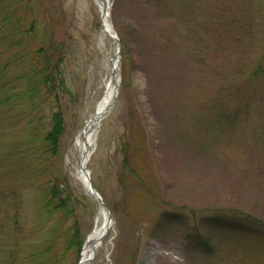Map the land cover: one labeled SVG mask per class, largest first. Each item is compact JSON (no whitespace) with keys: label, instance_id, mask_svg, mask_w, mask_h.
Segmentation results:
<instances>
[{"label":"rangeland","instance_id":"obj_1","mask_svg":"<svg viewBox=\"0 0 264 264\" xmlns=\"http://www.w3.org/2000/svg\"><path fill=\"white\" fill-rule=\"evenodd\" d=\"M30 2L33 21L27 0H0V35L11 32L0 43L4 264L16 229L27 237L46 217L51 179L69 185L70 211L52 217L59 246L76 228L85 243L102 209L79 176L75 139L105 93L117 44H100L95 4ZM14 11L11 30L4 18ZM108 11L121 42L119 92L87 168L112 221L87 264H264V0H110ZM29 46L55 48L67 82L59 153L42 164L20 147L25 110L10 99L33 61Z\"/></svg>","mask_w":264,"mask_h":264},{"label":"trees","instance_id":"obj_2","mask_svg":"<svg viewBox=\"0 0 264 264\" xmlns=\"http://www.w3.org/2000/svg\"><path fill=\"white\" fill-rule=\"evenodd\" d=\"M26 7L32 21L35 20L36 16L30 0H27ZM14 13L16 11L10 15V18H4L7 22L14 21L10 26L11 30H14L17 24ZM35 25V22H32L26 29L27 33H33ZM10 35L7 33L0 35V43L5 44L6 38L7 44L10 43ZM24 47L26 49L27 45L25 44ZM53 50L47 51L41 46L32 51L29 46V55L33 61L28 64L23 73H20L10 96L12 101L21 103L24 107L25 111L21 119L25 123L23 130L28 132L29 138L26 137L19 144L20 147L27 149V156L34 164H42L46 154L48 157L58 155L61 137L65 131L64 115L59 105V93L63 88L67 89V82L62 67V57L57 56V52ZM0 92H3L1 88ZM50 182L42 202L46 217H42V220L32 226L27 237L21 236L20 228L16 229V237L11 241L10 257L5 264H68V254L73 251L76 255L74 264H77L84 242L79 230L76 228L70 233L60 246L54 234L56 226H54L53 218L60 210L66 215L71 209L67 188H61V185L66 187L69 185L66 181L60 183L56 178L51 179ZM62 223L64 224L65 220L64 216L60 215V221L57 224ZM202 241L204 246L209 244L208 240Z\"/></svg>","mask_w":264,"mask_h":264},{"label":"bare ground","instance_id":"obj_3","mask_svg":"<svg viewBox=\"0 0 264 264\" xmlns=\"http://www.w3.org/2000/svg\"><path fill=\"white\" fill-rule=\"evenodd\" d=\"M82 3L88 5L89 9L93 8L95 4L99 8L100 17L102 21V32L100 37V44H103L106 36L109 37V33L113 31L111 27L110 15L104 12L106 4L110 3V0H81ZM116 43V42H115ZM117 44V43H116ZM117 45L115 47V54ZM116 55H114V58ZM115 65L116 68H115ZM107 66V65H106ZM106 82L105 93L102 99L98 102L95 112L91 119H89L84 125L83 129L78 133L75 139V146H77L81 153V160L78 166V173L82 180L85 179V168L92 156L93 150L96 144V134L100 127L102 120L107 116L111 108V99L114 97L115 85L120 83V62L112 60L111 65L106 67ZM117 70L119 74L113 77V71ZM70 152L67 155V162L70 163ZM111 226V221L108 219V214L105 209H101V219L95 226L94 230L88 235L87 241L83 247L81 253L80 264H87L92 257L94 250L101 244V238L108 232Z\"/></svg>","mask_w":264,"mask_h":264},{"label":"water","instance_id":"obj_4","mask_svg":"<svg viewBox=\"0 0 264 264\" xmlns=\"http://www.w3.org/2000/svg\"><path fill=\"white\" fill-rule=\"evenodd\" d=\"M108 7H109V4H106V8L104 9V12L106 14L108 13V10H107ZM109 34H110L109 36L114 41H116L117 44H118L117 45L118 46L117 47V51H116V57L113 58L112 60L120 61V46H121V42L119 40V37H118V35L115 32H110ZM116 66L117 65H115V68H116ZM112 74H113V77L117 76V74H118L117 70L115 69ZM118 90H119V85L116 84L115 85V89H114V97L111 99V103H110L111 105L113 104V102H114V100H115V98H116V96L118 94ZM85 171H86L85 172L86 173L85 174V181H84L85 186L98 199L99 203L102 205V207L105 210H107L108 215L110 216L109 208H108L107 204L105 203V201L103 200L102 196L100 195V193L97 191V189L95 188V186L92 184V182L90 180L89 171L87 169H85ZM109 220H110V218H109Z\"/></svg>","mask_w":264,"mask_h":264}]
</instances>
